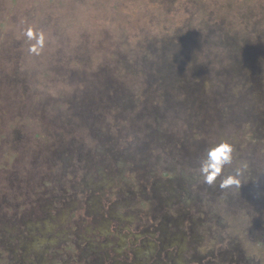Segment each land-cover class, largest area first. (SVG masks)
I'll return each mask as SVG.
<instances>
[{
	"label": "rangeland",
	"instance_id": "obj_1",
	"mask_svg": "<svg viewBox=\"0 0 264 264\" xmlns=\"http://www.w3.org/2000/svg\"><path fill=\"white\" fill-rule=\"evenodd\" d=\"M81 212L95 264L209 228L264 263V0H0V264L58 259L56 223Z\"/></svg>",
	"mask_w": 264,
	"mask_h": 264
},
{
	"label": "flooded vegetation",
	"instance_id": "obj_2",
	"mask_svg": "<svg viewBox=\"0 0 264 264\" xmlns=\"http://www.w3.org/2000/svg\"><path fill=\"white\" fill-rule=\"evenodd\" d=\"M61 159L62 158H60V160ZM77 182L80 183L78 180ZM63 185L67 186L61 187L60 185V191H55V185L50 187L51 192L54 194L51 203L57 202L58 198H62V203L68 205L67 202L69 204L71 203L72 196H77V193H72L70 191L72 184L69 179L67 181L64 180ZM83 202L86 204L89 203L88 199H84ZM72 206L74 207L72 208L74 209V213H76L79 210V206ZM54 207L56 208L57 206ZM59 208L60 207L57 208L58 211L61 209ZM205 208L206 207L203 204L195 211V213L199 215L197 217L202 221L210 219V214ZM119 212L120 215L122 212L125 213L124 209L121 207L119 208ZM57 214H51L48 220L58 221ZM82 214V212L79 213L78 217L77 215L75 216V214H72L71 218L65 219L67 227L63 220H59L56 223L60 228V234L55 235L56 237H59V245L57 246L54 255H56L59 260L40 259V254H37L36 258H31L28 255L31 249H28L27 245L23 244L22 249L25 251L24 255L29 257V259H27V263L24 262L22 264H61V262L64 261L65 263L71 264H95L96 261L90 258V255L96 251H86V246H89V241L82 245L83 241L81 235L82 232L86 230V222H84ZM118 216L119 214H116L115 217L111 218V220L114 221L111 225L115 226L114 229H118L116 228V225L118 226V224H121L119 227L120 229H124L125 221L126 224H131V221L129 222V220L120 219ZM188 228L191 230L190 227ZM120 229L119 231L121 232L122 230ZM209 230L210 231L206 235L207 239L204 242H201L200 239L197 238L194 231L184 230L182 233L172 232L171 234L161 235L157 232L153 233L152 229L148 230V235L146 234L144 237L139 235L136 238L138 244H135V246L129 250L132 253L126 255V259H129V262L132 260V264H260L257 260L255 262L251 256L249 257L245 255L241 249L228 244V241L225 240L223 235L218 236V241H216V236L213 235V231L210 228ZM4 232L7 233V229H5ZM123 236L125 238H129V236L132 237V235L128 233L123 234ZM119 245L121 247L126 245V241L123 239ZM80 251H82V255H79V257L85 256V261L80 258L77 259V253Z\"/></svg>",
	"mask_w": 264,
	"mask_h": 264
},
{
	"label": "clouds",
	"instance_id": "obj_3",
	"mask_svg": "<svg viewBox=\"0 0 264 264\" xmlns=\"http://www.w3.org/2000/svg\"><path fill=\"white\" fill-rule=\"evenodd\" d=\"M233 146L227 142H221L209 150V159L212 161L209 174L206 175V182L212 183L215 175L222 172L223 166L231 162ZM239 173L233 176L230 175L226 179H222L221 187H229L232 185L239 186Z\"/></svg>",
	"mask_w": 264,
	"mask_h": 264
}]
</instances>
